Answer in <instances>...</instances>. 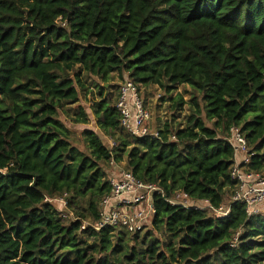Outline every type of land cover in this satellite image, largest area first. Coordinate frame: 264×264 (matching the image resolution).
I'll list each match as a JSON object with an SVG mask.
<instances>
[{"label": "trees", "instance_id": "1", "mask_svg": "<svg viewBox=\"0 0 264 264\" xmlns=\"http://www.w3.org/2000/svg\"><path fill=\"white\" fill-rule=\"evenodd\" d=\"M115 72L138 89L189 85L188 125L126 133L105 88ZM88 77L113 148L90 129L80 148L61 118L88 123L72 107ZM185 104L179 94L175 109ZM233 126L250 147L242 166L264 175V0H0V264L263 262L262 213L233 202L219 218L167 201L180 190L213 206L230 199ZM112 161L164 189L151 229L83 228L99 219Z\"/></svg>", "mask_w": 264, "mask_h": 264}, {"label": "built area", "instance_id": "2", "mask_svg": "<svg viewBox=\"0 0 264 264\" xmlns=\"http://www.w3.org/2000/svg\"><path fill=\"white\" fill-rule=\"evenodd\" d=\"M120 114L121 128L131 136L135 137H157L156 129L150 128L151 113L146 109L139 89L134 81L125 79L120 87L116 102ZM174 137V136H173ZM227 140L233 146L235 155H242V161L231 167V177L235 181V189L229 202L220 206H213L207 200H192L185 192L176 191L167 201L173 205L183 207H195L196 209H207L211 214L219 218L228 217L231 213L232 203L242 204L249 217H254L264 208V175L261 172L248 171L242 164L250 159V147L246 136L241 128L233 126L230 128ZM116 142L112 140L111 147ZM110 190L99 203V219L92 223L84 221L83 228L88 225L96 230L103 228H120L128 233L135 234L143 229L153 227L156 208L153 196L157 193L165 197V191L156 183H146L140 180L133 172L122 170L119 174L108 176ZM64 206V198L59 199ZM65 218L72 214H63ZM241 230L237 233L236 240Z\"/></svg>", "mask_w": 264, "mask_h": 264}, {"label": "rangeland", "instance_id": "3", "mask_svg": "<svg viewBox=\"0 0 264 264\" xmlns=\"http://www.w3.org/2000/svg\"><path fill=\"white\" fill-rule=\"evenodd\" d=\"M128 78L127 75H125L124 79L120 78L118 75V72H115L113 74V77L110 81L109 87L111 86V94L112 98L115 100L118 97L119 93V87L121 83ZM96 82V78L88 77L87 78V84L90 86L89 88L85 90L80 89V103L86 105H90V101L94 99V95L89 90L94 89V85ZM107 86V87H108ZM140 96L144 101L146 109L151 113V122H150V128L151 129H157L160 127H163L164 123L168 120H172L173 125L176 128H184L188 125L189 118L191 116V111L193 107V96L194 91L189 85H180L177 86L172 92H167L165 89H162L158 85H147V86H141L139 89ZM179 94H182L186 104L182 109H175V100L179 96ZM201 99V94L198 95ZM78 104L72 106L76 108ZM89 107L88 105H86ZM61 118L65 120V117L61 114ZM67 122V125L69 126L71 123L69 121L65 120ZM83 126H80L79 130H75L74 138L78 141V145L80 148L84 149L85 145L83 142V139L81 138V129ZM100 136L103 138V140L108 144L106 138H104V135L101 131H99ZM242 156V155H241ZM123 165V164H120ZM232 196V195H231ZM231 198V197H230ZM54 203L56 206H60V201L54 200ZM262 214L264 215V208L262 210ZM151 229V228H149ZM91 240V239H90ZM258 264H264L263 262H258Z\"/></svg>", "mask_w": 264, "mask_h": 264}, {"label": "crops", "instance_id": "4", "mask_svg": "<svg viewBox=\"0 0 264 264\" xmlns=\"http://www.w3.org/2000/svg\"><path fill=\"white\" fill-rule=\"evenodd\" d=\"M110 83H106L105 84V88H108ZM108 86V87H107ZM90 87V86H89ZM92 93L93 94V89H91V90H89V93ZM79 94H81V92L79 91ZM94 95V94H93ZM95 96H94V99H92L91 101H90V105L89 104H87L86 103V105H88L89 107H87L86 105H84V104H82V103H80V100H79V102H77V104H78V106L77 107H82L83 108V110H85L86 112H87V114H88V118H89V121H88V123H74V122H72L71 121V119L70 118H68L64 113H62V115H63V117H65V120H67V121H69V123H71L69 126L67 125V122L63 119V121H65V123H66V125H67V127L73 132V133H75L76 131L75 130H79V128H80V126H83L82 127V129H81V137H82V131L83 130H85V129H90V130H93V131H95V132H97V133H100L99 131H100V129H99V126L97 125V117L95 116V114H94V111H93V109L91 108V105H92V102L95 100ZM74 105H76V104H74ZM74 105H72V106H74ZM73 112V111H72ZM150 122H151V120H150ZM157 130V129H156ZM102 134H103V132H102ZM104 135V138H106V140H107V142H108V144L107 145H109V147H111V144H112V138L111 137H109V136H106L105 134H103ZM111 148H113V147H111ZM235 153V152H234ZM234 156H235V160H237L238 162H240V161H242V156L241 155H235L234 154ZM111 165H112V168H111V170L110 171H108V176H111V175H113V174H119L122 170H125L123 167H121L120 165H118V164H115L113 161L111 162ZM234 191V190H233ZM233 193V192H232ZM232 197V196H231ZM60 198H64V197H57V198H55V199H53V200H56V201H59V199ZM231 199V198H230ZM230 199L228 200V201H226V203L227 202H229L230 201ZM64 200H65V198H64ZM193 200V199H192ZM204 202L206 203V201L204 200ZM60 204V207L62 208V209H64L66 206H64L63 204H62V202H60L59 203ZM261 214V213H260Z\"/></svg>", "mask_w": 264, "mask_h": 264}]
</instances>
